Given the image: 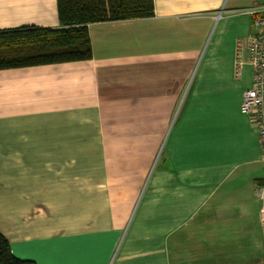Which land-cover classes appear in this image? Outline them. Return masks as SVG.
I'll return each mask as SVG.
<instances>
[{"label": "crops", "instance_id": "crops-1", "mask_svg": "<svg viewBox=\"0 0 264 264\" xmlns=\"http://www.w3.org/2000/svg\"><path fill=\"white\" fill-rule=\"evenodd\" d=\"M87 61L0 70V234L35 264H264V154L237 44L264 0H153ZM59 27L0 0V31Z\"/></svg>", "mask_w": 264, "mask_h": 264}, {"label": "trees", "instance_id": "trees-1", "mask_svg": "<svg viewBox=\"0 0 264 264\" xmlns=\"http://www.w3.org/2000/svg\"><path fill=\"white\" fill-rule=\"evenodd\" d=\"M59 27H20L0 31V70L87 61L93 23L147 19L153 0H56ZM0 264H35L20 260L0 234Z\"/></svg>", "mask_w": 264, "mask_h": 264}, {"label": "built area", "instance_id": "built-area-1", "mask_svg": "<svg viewBox=\"0 0 264 264\" xmlns=\"http://www.w3.org/2000/svg\"><path fill=\"white\" fill-rule=\"evenodd\" d=\"M243 12L251 17L254 33L237 44V68L244 64L250 67L252 85L242 92L239 110L250 119L264 154V5ZM257 196L261 202L259 220L264 222V185L258 188Z\"/></svg>", "mask_w": 264, "mask_h": 264}]
</instances>
